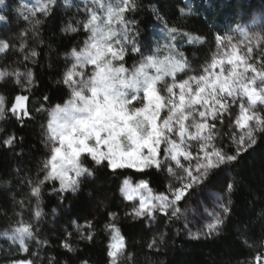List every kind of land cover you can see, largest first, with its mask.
Listing matches in <instances>:
<instances>
[{
  "label": "trees",
  "instance_id": "1",
  "mask_svg": "<svg viewBox=\"0 0 264 264\" xmlns=\"http://www.w3.org/2000/svg\"><path fill=\"white\" fill-rule=\"evenodd\" d=\"M0 0V231L27 226L24 245L1 242L0 264H108L110 227L124 239L115 264H264V115L239 129L236 108L214 119L211 146L225 161L211 168L203 186L220 185L225 210L214 231L193 234L182 214L157 213L148 225L119 189L123 179L144 181L166 194L170 164L142 171L111 169L83 158L87 174L61 192L47 180L48 109L70 97L69 54L87 36L82 0ZM124 9V65L172 39L185 68L200 75L244 18L264 10V0H117ZM171 41V40H169ZM264 72V45L252 52ZM26 96L28 116L11 108ZM260 113L259 109L255 111ZM162 159V154H159ZM200 186L190 189L194 192ZM190 195V194H189ZM187 199L184 197L183 201ZM183 201H180V205Z\"/></svg>",
  "mask_w": 264,
  "mask_h": 264
},
{
  "label": "rangeland",
  "instance_id": "2",
  "mask_svg": "<svg viewBox=\"0 0 264 264\" xmlns=\"http://www.w3.org/2000/svg\"><path fill=\"white\" fill-rule=\"evenodd\" d=\"M46 2L39 1V8ZM82 2L88 36L69 54L65 82L70 97L48 109L46 179L56 180L63 193L74 190L87 174L83 158L135 171L166 162L172 166V183L180 184H172L166 194L155 193L144 181L123 179L119 194L133 204V215L152 225L157 213H181L193 234L214 231L225 210L222 187L203 186L208 171L225 161L211 146L214 119L236 108L239 129L261 123L264 72L252 52L264 45V10L244 18L237 35L226 36L224 47L202 74L183 77L184 60L173 38L126 67L124 9L117 0ZM11 110L27 117L26 96L17 97ZM195 186L200 187L191 193ZM29 237L27 226L0 231V248L3 241L22 247ZM124 248L122 235L111 226L108 264H115Z\"/></svg>",
  "mask_w": 264,
  "mask_h": 264
}]
</instances>
